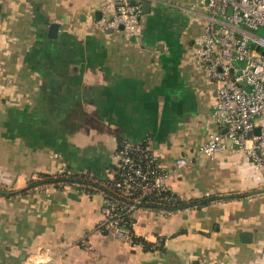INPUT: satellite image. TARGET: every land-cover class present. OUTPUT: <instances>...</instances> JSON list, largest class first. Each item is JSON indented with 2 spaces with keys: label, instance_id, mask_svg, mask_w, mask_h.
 <instances>
[{
  "label": "crops",
  "instance_id": "0c3cea01",
  "mask_svg": "<svg viewBox=\"0 0 264 264\" xmlns=\"http://www.w3.org/2000/svg\"><path fill=\"white\" fill-rule=\"evenodd\" d=\"M141 30H103L119 0H0V188L40 173L110 175L120 141L149 145L181 199L234 196L172 215L141 209L137 235L164 251L103 234L101 194L38 186L0 195V264H264V173L228 148L195 151L223 130L216 84L196 62L206 14L188 0H134ZM146 3V5H144ZM59 25L50 36V25Z\"/></svg>",
  "mask_w": 264,
  "mask_h": 264
},
{
  "label": "built area",
  "instance_id": "2783aa9c",
  "mask_svg": "<svg viewBox=\"0 0 264 264\" xmlns=\"http://www.w3.org/2000/svg\"><path fill=\"white\" fill-rule=\"evenodd\" d=\"M193 11L201 7L206 14L204 30L195 42L197 64L216 84L212 115L223 129L211 133L195 151V157L214 158L228 148L243 151L250 163L264 173V0H188ZM142 6L134 0H119L117 10L102 16L97 25L103 30H118L121 26L130 36L141 30ZM260 129L255 134V129ZM117 169V197H103L104 219L99 229L107 235L128 240L126 217H135L147 195L172 191L171 176L180 174L192 160L179 157L173 168L162 164L155 151L146 144L123 141L112 155ZM150 202L147 200V203ZM166 216L174 213L160 211ZM45 256L36 261L42 264Z\"/></svg>",
  "mask_w": 264,
  "mask_h": 264
},
{
  "label": "trees",
  "instance_id": "16d2710c",
  "mask_svg": "<svg viewBox=\"0 0 264 264\" xmlns=\"http://www.w3.org/2000/svg\"><path fill=\"white\" fill-rule=\"evenodd\" d=\"M121 140L119 143H122ZM117 169L115 164H111L110 171L114 172ZM117 173L114 174V178L110 177H99L93 174L92 172H80L72 173L69 169H62L56 173H40L36 179H31L27 187L19 189L17 191H9L6 189L0 188V195H14L17 193H27L28 190L34 189L38 186L47 187L54 186L57 189H65L66 187H78L87 194H104L107 193L111 197H117L119 189L116 186V182L119 180ZM240 197L243 195H234V196H204L201 198H192L189 200L181 199L173 191L162 192L161 194L155 193L150 196H146L142 199V204L140 205L141 209L160 212L166 211L171 213H176L177 211L188 209V208H200L206 206L212 202L221 200V199H231L233 197ZM147 200L150 202L147 203ZM127 225L125 229L127 230L128 240L132 245H140L142 249L146 252L148 251H164V242L163 237H159L156 242L149 241L143 236L137 235L134 230L135 217L127 216ZM103 234H106L104 229H101Z\"/></svg>",
  "mask_w": 264,
  "mask_h": 264
},
{
  "label": "water",
  "instance_id": "95a60500",
  "mask_svg": "<svg viewBox=\"0 0 264 264\" xmlns=\"http://www.w3.org/2000/svg\"><path fill=\"white\" fill-rule=\"evenodd\" d=\"M144 5H146V3ZM58 28H59V25L57 23H52L50 25V29L49 30H50V36L51 37H56L57 36ZM120 29H124V27L121 26ZM257 51L262 53V54H264V49L259 47V46L257 47ZM259 132H260V129L258 127V128L255 129V134H259Z\"/></svg>",
  "mask_w": 264,
  "mask_h": 264
},
{
  "label": "rangeland",
  "instance_id": "374dc122",
  "mask_svg": "<svg viewBox=\"0 0 264 264\" xmlns=\"http://www.w3.org/2000/svg\"><path fill=\"white\" fill-rule=\"evenodd\" d=\"M255 33H256V34H259V33L264 34V28H260V29L257 30Z\"/></svg>",
  "mask_w": 264,
  "mask_h": 264
}]
</instances>
